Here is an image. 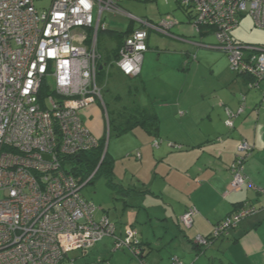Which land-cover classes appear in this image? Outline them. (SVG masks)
<instances>
[{
	"label": "built area",
	"instance_id": "obj_1",
	"mask_svg": "<svg viewBox=\"0 0 264 264\" xmlns=\"http://www.w3.org/2000/svg\"><path fill=\"white\" fill-rule=\"evenodd\" d=\"M122 2L51 0L38 11L35 0H0V264H74L70 253L86 255L104 238L114 239V250L124 245L108 218L97 220L99 208L80 195L91 177L80 184L69 174L72 159L98 144L79 114L98 102L104 108L96 49L103 15H124L141 24L117 52L115 65L127 78L141 73L147 31L166 35L174 25L141 22L121 8ZM175 2L197 33L214 38L230 70L251 79L248 90L258 89L264 82V46L236 44L231 34L245 17L264 31V0ZM243 112L242 106L237 113L227 111L225 126L232 129ZM252 150L246 142L238 145L225 196L246 185L243 165ZM255 212L245 204L214 228L212 237L219 239ZM196 214L188 209L181 224L190 229ZM126 235L129 242L134 232L127 227ZM194 243L210 245L202 236Z\"/></svg>",
	"mask_w": 264,
	"mask_h": 264
},
{
	"label": "crops",
	"instance_id": "obj_2",
	"mask_svg": "<svg viewBox=\"0 0 264 264\" xmlns=\"http://www.w3.org/2000/svg\"><path fill=\"white\" fill-rule=\"evenodd\" d=\"M172 22L164 35L171 41L164 49L151 52L147 45L139 77L127 78L119 72L123 78L140 80L144 103L138 102L135 110L155 116L157 130L154 135L134 125L127 131L134 144L125 156L131 169L124 175L118 160L125 154L119 153L116 142L109 144L107 155L116 184L114 204L110 209L105 204L98 206L96 219L109 218L118 235L132 225L146 264H169L171 252L189 254L194 236H209L218 223L247 204L256 212L231 228L227 236L213 241L206 253L219 264H264V195L258 192L264 190L263 87L248 90L251 79L230 70L227 56L215 48L211 35L198 36L188 20L179 25ZM238 28L232 38L243 43L235 35ZM102 66L100 72L106 67ZM241 106L244 112L233 119L232 129L227 128L225 110L237 113ZM154 140L159 141L157 146ZM242 142L253 148L243 165L246 185L239 193L225 196L230 166ZM191 207L197 214L192 228L184 232L178 218ZM103 241L107 256L100 264H137L126 252L114 251L111 239ZM195 261L191 264L200 260Z\"/></svg>",
	"mask_w": 264,
	"mask_h": 264
},
{
	"label": "rangeland",
	"instance_id": "obj_3",
	"mask_svg": "<svg viewBox=\"0 0 264 264\" xmlns=\"http://www.w3.org/2000/svg\"><path fill=\"white\" fill-rule=\"evenodd\" d=\"M50 1L51 0H35V7L38 11H42L50 6ZM121 8L127 14L141 22H148L153 25H159L162 21H175L178 25L180 23H187V17L184 12L178 8L175 0H167V2L164 0H123ZM102 24L104 29L98 32L96 49L100 56L101 63L105 64L106 67L104 68L103 74L97 78V84L102 89L103 102L106 106H104V109L99 102L94 103L81 111L79 116L95 137L105 139L106 149L109 147L110 143L112 146L115 142L118 144L119 153L125 154L123 160H118V164L120 165L119 172L124 175L126 171L131 169L124 160H127L125 157L126 153L130 147L133 146L134 140L131 139V133L129 132H127L128 134L126 133L127 135H116L114 127H112V129L109 128L108 118L112 121L111 124L113 126V122L117 124L119 120L131 119L135 108L138 107V102L144 103V94L140 80L134 82V80L123 78L119 74L120 71H118L115 65L114 53L118 44L124 41L126 36L132 31L140 29L141 24L132 21L124 15H111L107 13L103 15ZM147 33V45L151 49V52L157 53L156 48H158V50L164 49V46L171 41L167 36L157 32L147 31ZM170 33L173 35L176 34L172 30H170ZM235 35L237 39L243 43L264 46V31L254 29L253 22L249 17H245L241 20ZM261 85L264 91V82L261 83ZM104 110L107 111V115ZM97 134H99V136H97ZM111 149L112 148H110V150ZM103 175L104 169L101 170L91 184L85 186L81 190L80 195L86 201L92 202L97 208L105 204V207L108 208L109 206L110 209L112 204H114V191L107 185ZM106 239L108 238H104L103 240ZM103 240L86 250L88 256L81 257L80 253L73 252L69 254V259L74 260V264H98L100 260L106 259L105 257L107 256L106 253L103 254V251L106 250L104 246L105 241ZM175 250H179V248L176 247ZM204 250V253L198 255V257L192 247H190V252L187 255L181 254V252H179V254H176L177 252H171L168 257V262L172 264V258L170 257H176L184 264H191L196 259L200 260L198 264H219L218 259L215 262L211 261V256L206 253L209 250L208 248ZM189 257H191L190 260ZM187 259L188 261H186Z\"/></svg>",
	"mask_w": 264,
	"mask_h": 264
},
{
	"label": "trees",
	"instance_id": "obj_4",
	"mask_svg": "<svg viewBox=\"0 0 264 264\" xmlns=\"http://www.w3.org/2000/svg\"><path fill=\"white\" fill-rule=\"evenodd\" d=\"M184 14L187 17L188 23L191 25V20L189 18V15L187 13H184ZM130 34H128L127 36H129ZM197 35L200 36V37H204V36L210 35V34L208 32L206 33L205 31L200 30L199 33H197ZM231 37H232V34H231ZM234 42L236 44L248 45V44H243V43H237L236 41H234ZM118 49L116 50V53L114 55L115 56V61L117 60V52H118ZM98 67H103L101 61H100ZM102 74H103V71L100 72V70H99L97 72V78L99 76H101ZM104 106H106V105L104 104ZM226 112H227V110H225V114H226ZM132 116L133 117L131 119H129V120H122V121H124L123 123H121L122 121H119L117 124L115 122H113L114 126L111 124L112 121L108 118L109 128L112 129V127H114L115 133H117V135H118V134H123V133H126L127 131H130V129H132V126H134V125H139L141 127H144L147 130L150 129L151 131L150 130L149 131L152 132L155 135V132L157 130V120H156V117L155 116H151V115H148V114H144V112L138 113L137 110H135L133 112V115ZM226 119H227V116H226ZM226 119H225V121H226ZM129 123H131V125H129ZM224 124H225V122H224ZM97 141H98V144H97V146L95 148H93V149H91V150H89V151H87L85 153L80 154V156L77 157V158H73L72 159V162H71L72 164H71V168L69 170V174L72 175L75 179H78L80 181L79 182L80 184L85 183V181H87L91 177L89 179L88 183H87V185H89L96 178V176L101 172V170L104 169V175H103L104 176V180H105V182H107V185H109L112 189H114V187L116 186V184L114 182V174H113L112 161L108 158V155H107L108 152H107V149L105 147L106 141H105L104 138H102L100 140H97ZM154 143H156V145H154ZM158 144H159V141L158 140H154L153 145L154 146H157ZM136 157H139V154H137ZM230 168H231V166H230ZM88 202H90V201H88ZM244 205H241L240 208H237V210H235L234 212H237V211L241 210ZM234 212H232L230 215H232ZM230 215H228L226 218H228ZM180 218H181V216L178 218V223H179L181 229L184 232L190 230L192 227L190 229H186L181 224ZM108 220H109V218H108ZM242 220H244V219H242ZM242 220H240L239 222L235 223L233 226H231L230 228H228L226 230L225 234L222 235L221 237L227 236L228 233H229V231H230V229L233 228V227H235L236 225H238ZM109 221L115 227V237L118 238L120 240V242H122L124 244V245H122V247H120V248H118L117 250H114V251H123V252H126L130 256V259L132 261H135L137 264H146V262H145V257H146L145 252H144L143 247H142V244H141V242L139 240L138 234L134 230V228L132 227V225L126 226L125 229L123 230L122 235H120V234L118 235L116 233V225L113 222H111V220H109ZM223 221H221L220 223H218L214 228H216ZM127 227L130 228V230L132 232H134V237L132 239H130L129 242H126V237H127V235H126V228ZM202 237H204V236H202ZM194 238H195V236L192 238L193 250L197 253L196 256H198L200 254H203L204 251H205L204 249H206L207 247L206 248H203V247H201L199 245H196L194 243ZM204 238L207 239V240H209L210 241V244L213 241L217 240V239H214L212 237V233L209 236L204 237ZM111 240L113 242V249H115V241H114V239H111ZM135 254H137V255H135ZM171 258H172L171 259V263L172 264H184L183 262H181L176 257H171ZM98 264H100V263H98Z\"/></svg>",
	"mask_w": 264,
	"mask_h": 264
},
{
	"label": "water",
	"instance_id": "obj_5",
	"mask_svg": "<svg viewBox=\"0 0 264 264\" xmlns=\"http://www.w3.org/2000/svg\"><path fill=\"white\" fill-rule=\"evenodd\" d=\"M102 68L100 67L99 70H101Z\"/></svg>",
	"mask_w": 264,
	"mask_h": 264
}]
</instances>
